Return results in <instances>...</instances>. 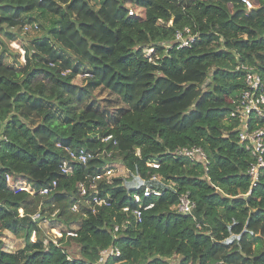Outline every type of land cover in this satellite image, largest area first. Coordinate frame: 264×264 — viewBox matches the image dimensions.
I'll return each mask as SVG.
<instances>
[{"label": "trees", "instance_id": "trees-1", "mask_svg": "<svg viewBox=\"0 0 264 264\" xmlns=\"http://www.w3.org/2000/svg\"><path fill=\"white\" fill-rule=\"evenodd\" d=\"M35 23L23 42L15 30ZM186 28L195 39L180 48ZM239 64L264 79V0H0V264H97L112 248L102 264H264V173L254 183L231 116ZM184 147L206 163L177 156ZM117 162L128 176L93 181ZM93 182L110 205L93 202ZM183 193L190 214L175 208ZM136 196L141 221L125 210ZM5 231L24 245L4 251Z\"/></svg>", "mask_w": 264, "mask_h": 264}, {"label": "built area", "instance_id": "built-area-1", "mask_svg": "<svg viewBox=\"0 0 264 264\" xmlns=\"http://www.w3.org/2000/svg\"><path fill=\"white\" fill-rule=\"evenodd\" d=\"M133 13L132 11L130 12ZM40 25L38 23L25 25L23 31L25 33H33L36 31H40ZM195 37L191 33L189 28H186L183 32H178L176 35V42L179 44L180 48L183 47H190L192 42L194 41ZM12 45L21 50L22 59L25 61V50L16 42H13ZM236 70L239 71L242 75L245 87L244 89L238 94V96L232 100L234 109L232 111L231 116L235 118L239 122L238 127V138L239 143L242 145L246 150L250 152L252 157L254 158V162L251 164L249 168V174L252 176L253 181L259 178L261 173H264V128L258 127V120H264V79L259 72H257L254 66L248 64H239L236 67ZM83 76V75H81ZM86 76V75H85ZM254 124V126H253ZM4 139V138H2ZM1 139V140H2ZM111 139V136L107 137L106 140ZM0 140V145H1ZM60 147L61 145L58 144ZM175 154L177 156H184L191 158L193 160H198L201 162L206 163L207 157L204 150L200 147H184L175 150ZM72 156L75 159H79L80 161H86L88 158L93 157L92 153H86L82 151L79 155H76L72 152ZM148 167L159 168L160 164L156 161L149 162L147 164ZM63 173H68L71 171L72 167L69 166L66 162H64L61 166ZM103 172L97 173L93 181L107 179L110 181L114 176L115 166L107 165L103 167ZM18 177V178H16ZM152 180H158L159 176L153 175L151 177ZM6 181L16 187L18 191H24L31 195L34 194V189L30 185V182L27 178L15 175L11 173L6 174ZM145 182V179H144ZM144 189V197H156L159 198L162 195V192L154 187H151L145 184ZM81 189V195L85 196L90 194L86 185L84 183L79 184ZM57 187V181H53L51 185L44 187L40 190V193L43 195H48L50 192L55 190ZM94 188L92 193V200L95 204L102 205H110L103 197L98 196V190L96 189V185L93 182L91 185ZM142 201L141 196H136L134 204L138 207L137 209H131V207L125 208L126 211L132 210L133 215L138 221H141V210L140 207ZM75 207V206H74ZM73 207V208H74ZM195 207V203L190 199L188 193H183L179 196L178 203L176 204L175 208L179 213L182 214H190ZM74 210H77L74 209ZM34 219L39 218V215L36 214ZM119 226L115 228L117 231ZM52 231L58 235L62 236L63 231L57 228H53ZM67 235H76L74 233L68 232ZM120 255V251L117 248L112 249H105L101 252V257L97 264L104 263L105 259L109 255Z\"/></svg>", "mask_w": 264, "mask_h": 264}, {"label": "rangeland", "instance_id": "rangeland-1", "mask_svg": "<svg viewBox=\"0 0 264 264\" xmlns=\"http://www.w3.org/2000/svg\"><path fill=\"white\" fill-rule=\"evenodd\" d=\"M19 36H20V39L23 41V42H27V40L31 37H35V36H38L40 34H38L37 32H33V33H29V34H25L22 33V30L21 29H16L15 30ZM17 43V42H16ZM152 52V50H147V55H150V53ZM115 166V172H114V177H121V176H128V172L127 170L125 169V167L120 163V162H117V164L114 165ZM18 178V177H16ZM28 180V179H27ZM29 181V180H28ZM30 182V181H29ZM77 208V205H75V207L73 209H76ZM58 224V223H56ZM44 226H45V230H49L50 227V223L46 222L44 223ZM58 226L57 229H59L60 227L65 229V226L64 225H61V224H58L56 225ZM74 226V225H73ZM53 228H51V231H52ZM53 232V231H52ZM54 233V232H53ZM55 234V233H54ZM2 239L4 241V247H3V250L6 251V252H14L15 250H17L18 248L22 247L24 245V242L23 240L21 239H17L15 236H13L10 232L8 231H5L3 233V236H2ZM35 239V238H34ZM70 241V246L68 247L70 253L72 256H79V249L77 247V244L75 241L73 240H69ZM7 260V259H5ZM4 261V260H3ZM4 262H7V261H4ZM173 262H178V259L176 260H173Z\"/></svg>", "mask_w": 264, "mask_h": 264}, {"label": "clouds", "instance_id": "clouds-1", "mask_svg": "<svg viewBox=\"0 0 264 264\" xmlns=\"http://www.w3.org/2000/svg\"><path fill=\"white\" fill-rule=\"evenodd\" d=\"M245 3H247V0H245ZM141 183H142V181H141ZM232 239V237H229V240H231Z\"/></svg>", "mask_w": 264, "mask_h": 264}]
</instances>
